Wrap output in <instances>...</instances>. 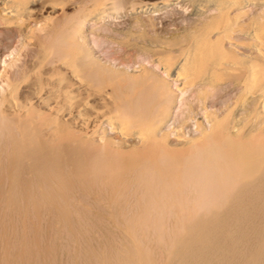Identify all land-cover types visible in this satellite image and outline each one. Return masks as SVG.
<instances>
[{
    "label": "bare ground",
    "instance_id": "obj_1",
    "mask_svg": "<svg viewBox=\"0 0 264 264\" xmlns=\"http://www.w3.org/2000/svg\"><path fill=\"white\" fill-rule=\"evenodd\" d=\"M97 1L99 2V0H96V2ZM166 1L158 2L157 4L153 3V5L151 4L149 6L137 7L135 12L139 14L140 13L157 14L159 12L164 13V11L168 9L173 10L175 6L174 5L175 0L173 2H170L169 0L167 2ZM187 1L188 2L190 1L191 6H193V9L197 10L196 13L199 11V13L197 14H200V12L204 10V7L207 4L208 5L212 4V8L214 7L216 11L215 10L213 11V9L211 8L213 12L208 13L210 15L207 14V16L209 17L206 19L204 17L201 18L199 15L200 17L199 19L200 20L202 19L200 22L203 21L201 24L202 26L197 27L200 25L199 24L200 22H198L199 25L196 24L195 25L196 28L193 27L196 30L199 29L205 30V32L202 30H201L202 32L200 30L199 31L200 33H204L203 35L206 36L208 42L205 40L202 34L196 33V35H194L192 38L193 40L190 41L191 43H188V45L183 48L184 52L181 51L183 55L181 54L180 57L178 55H171L170 57L168 56L162 57L163 55L160 56L159 54L155 58L152 57L153 59L150 57H143V58L141 57L139 61H136V66L134 68H129V66H125V65L122 66V62L115 61L117 62L115 63L113 62V59L109 60L112 57H115L116 54H118L117 52L115 56L113 54L112 55L110 54L112 57L109 58L108 55V59H105V57H103L102 54H100L99 51H97L98 47L95 48L94 46H92L88 34L89 31L88 18L90 17V15L88 18L87 16L81 18L79 17L78 19L75 18V20L71 22H65L67 21L65 20L64 21L65 24H63V22L58 26L54 24L53 27L57 26V29L46 30L47 32L44 35L38 36L36 42H33L39 48L38 49L39 51H41L42 48L46 50L45 56L52 54L53 60H52V66H50L51 68L48 67V69L49 68L50 69L48 71H46L47 69L45 70L38 83H36L35 85L31 84L32 86H30L31 87L30 89L26 88L27 86L25 87L26 91L28 89V93L27 96L24 97L25 99L23 100V102H19L17 100V96L15 97L16 90L11 85L15 81H17V79H19L20 77L18 76L20 75V70H19L20 68H18L20 65L18 66L17 64L18 62L16 63L17 55H15L16 51H18V48L17 50L15 51L13 50V52L7 54L5 59L0 58V64L3 65L2 66L3 70L0 72V78L1 79L3 78V81L7 82V84L9 85V87L6 88L4 87L6 84L4 83L5 84L4 85L3 82L0 81L4 85L3 86L4 89L6 88L4 90L1 87L2 85L0 86L2 88L0 90L1 91L0 178L1 177H3V179L5 178L4 181L6 182L9 181L10 184V187L8 186V184H6V182L4 184L10 188V189L8 188L9 189L8 195L5 193L4 190V188L6 187H4L3 190L1 189L2 187L0 188V190L6 194L5 195L1 193L0 197L5 200L6 198L5 196H7L8 199H10V200L6 199L10 207L13 205V204L11 205L10 202L15 204V206L14 205L12 206L15 207L13 208L14 210L12 209V211L15 212L16 211L15 209H18V211L21 210L20 212H17L19 214L22 212V210H24L23 207L22 209L19 207L20 204H22L21 206L27 204V208L28 205L29 207L30 205H32L33 207L35 206V208L37 207L36 212L39 210L38 208H41L43 205L45 206L47 205L48 207L49 206L52 207L53 205L54 208L56 205L57 207L56 212L58 215L56 214V212L54 213L58 218L54 217L53 220L56 219L57 222L56 224H58V222L60 221H64L65 225L68 224L70 225L71 224L70 219L74 217L73 213L75 211L72 213V217L70 219L67 217L68 213L70 212L71 214L72 210L74 209H78V208L81 209V206L84 208L85 207L84 204L86 205L88 203L87 202L85 203L84 200H82L84 204L81 203V206H78V208L74 206L76 208L72 209L71 207L73 206L70 205H73L72 204L73 202L65 204V202H67L66 201L68 195L67 193H70L71 191H73V188L76 189V187H78L79 185L85 187V188L82 187L83 189L96 190L92 192L94 193V195L95 192H98L99 194L100 190H102L101 193L103 191H106L108 194H106L107 196L104 195L106 196L104 198H107L108 200L107 199L105 200L107 202L108 201L112 202L113 206L117 208L116 210L118 216L117 222L119 224L120 223L123 224V229H121L122 227L120 225L118 224L117 225L120 226V229L122 231L124 230L125 232L124 235L127 236V238L125 237V241L129 239L128 242L126 241L128 243L127 247L125 245V247L123 248L120 247L119 249H115L116 247L114 246L115 250L113 255L115 257L114 258L115 260L114 261L111 260V261L113 262L116 261L115 264H158L154 259V253H153L154 251H152L153 250L152 247L151 250L149 247H146V245L143 242V239L147 238V236L149 235L147 233H149L150 229H153V231H155V233L153 232L154 241L157 244H160L164 251L165 259L164 262L161 264H264V132L261 131L263 128L259 130L261 131V133L258 131V134H254L252 132L247 131L249 132V134L245 133V135L239 136L238 134L240 128L238 127V125L241 124L243 121L240 120L237 126L235 124L234 128L233 129L231 128L232 130H229L230 127L229 129L227 128H225L224 130L220 129V126L224 124L223 122L224 120L222 121V117L225 116L226 118V115H224L223 113L225 111L222 112L223 113L222 116H220L221 115L220 112L218 113L219 110L218 107L216 106L218 105L217 100L219 97L217 96L221 94L223 91H226L227 89L226 86H230L231 88L232 83H233L232 85H234V84H239V82L234 83L235 82L234 81L230 85H228L229 84L228 82L227 85L226 84L225 86L220 85L221 87H218L219 79L218 80L211 79V77L213 78V76H210L211 74L213 75L216 74L214 78L217 77V72L212 73V67H215L213 66V64H216L217 62L215 58V52H217V49L215 51V48L221 47L220 51H222L223 54L224 51L227 50L234 57L231 60L227 61L228 63L221 62L222 64L227 63L226 69L235 68L236 66H241L242 68L244 67L246 69V72L243 75V79L240 78L242 79V90L244 91V92L239 91L242 92V94L240 93V95H243V93L244 95L245 93L247 95L248 92L253 90L258 91V93L256 94H259L261 96L264 95V62L261 63L259 61L261 56L264 57V0H187ZM116 4L118 3L116 2ZM252 4L259 5V7L256 8L257 11L254 12L252 9H249L250 12L253 11L254 13L249 12L251 15L248 13V16L245 17L244 13L248 11L247 7L254 8V5ZM251 5L253 7H250ZM186 6L187 5H185L184 7ZM59 8L60 7L53 0H0V25H1L0 28L3 29L19 28L23 30L30 27V29L23 30L22 33L23 40H21L22 42L21 44H24L26 40L32 41L33 39L32 36L33 29H31L32 24L26 23L25 16L28 14L29 15L28 19H30V17L34 15L36 19V17L42 15L43 12H47L53 15L58 11ZM207 8H209V6ZM211 9L209 10L206 9V10L211 11ZM185 10H188V8H185ZM203 12H204L203 16H206L205 13H207V11L206 12L203 11ZM86 13L85 15L90 14V13L88 14ZM43 15L44 17L47 16L45 14ZM34 16L32 18H34ZM112 16L113 13H111L110 10H107L105 12L100 11L96 15L94 14V17L91 16L90 18H92V21L94 20L95 23H99L102 21H106L107 19H110ZM35 19L34 22L37 21ZM50 19L52 20V18ZM69 19L68 21H70ZM153 21H149L150 24ZM38 23H40L39 20ZM140 23H142L141 25L143 26H145L146 24V22H141V21ZM140 23L138 22V24ZM154 24L155 22H153V25ZM246 24L249 25L250 30L248 29L249 31L247 32L242 31L241 34L247 33V37H249L250 39H254L256 41L253 47L250 46L252 47L251 50L254 49L253 52L251 53L250 51H247L248 49H246V51L245 49L243 50V47L245 46L244 44L245 41L243 38L244 36L242 37V35L239 36L240 34L239 35L237 34V31L241 32L240 30H243V28L240 29L241 26L242 25L245 26ZM34 25L36 26V24ZM41 25L42 24H39L38 26ZM97 27L98 26H96V28ZM170 27L172 26L170 25ZM234 27L235 28L239 27V30L236 31L235 29L236 32H234L238 36L233 37L231 35L233 39L227 38L228 41L229 40L230 41L229 42L227 41L228 44L227 43L224 44L223 43L224 37H229V38L231 37L230 35L225 36V34L228 33L229 31L232 32L234 29L231 28ZM214 29H216V31L214 32L215 34L213 35L212 30ZM226 29L228 30L227 32L225 31ZM206 30H208L207 32L209 33L208 37ZM92 32L94 33V35L101 36V33H99L97 29L96 30L93 29ZM231 32H229V34ZM5 35L7 36V37L5 36L6 37L5 39L7 38L9 39L10 35L12 36L11 33ZM201 36L202 38H204L205 41L202 40ZM177 37H179V35ZM108 39L114 40L111 36L108 37ZM201 40L204 42V43L202 42L203 43L202 46H204L206 43V47H204L203 49L198 47L201 46V44L199 45ZM249 44L250 43H248V46ZM248 46L246 47L248 48ZM99 47H101V45ZM172 52L175 53L174 50ZM40 54H42V51ZM219 55L220 57H222L221 52L219 53ZM224 55L223 57H225ZM41 56L42 55H40V59ZM134 56L132 57V59L134 58ZM220 57H217V59H221ZM262 57H261V61L263 59ZM118 59L121 58H117L116 60ZM133 60L136 59L134 58ZM45 62L43 61V63ZM133 62L135 63V61ZM15 64L17 65L16 67H14ZM202 64H204L203 67L209 64V67L206 66V68H204L206 69L205 73L210 77L208 78L207 76L206 79L208 78L207 80L209 79L214 81L216 80L217 83L215 81L214 85L216 83L218 84L217 86H213V85L211 86L210 85L211 81L209 82L207 80L205 84H203L204 82H201L202 83L201 85V83H199L200 79H198L197 81L200 85L196 84L199 86L194 85V87H191L193 85L191 83V80L188 83L187 80L189 78L196 80L197 77L196 75L197 74L200 75V73H196V72L198 70L201 71L203 69L201 68ZM45 65H47V62ZM185 65L186 67L189 65V68L188 67L185 68ZM153 66L154 67L161 66V71L157 70L158 67L154 68ZM31 67H33V65ZM216 67H218L217 64ZM35 68L36 67H34L33 69ZM222 68L220 69L222 70ZM215 70H217V68ZM221 70L219 72H223ZM229 70L231 72L233 69H229ZM234 71L236 70L234 69ZM138 75H141L143 79L149 82L152 85V89L154 90V92L158 93L161 97V99L155 105V108H157V110L159 109V113H157V117L151 122V132L150 131L149 132L152 133V138L148 136L151 139L150 143H148L149 141H147L146 138L143 139L144 138L143 134H142L143 137L140 136V134H137L140 136L139 138L142 137L141 139H139V141L142 140L143 142L142 147H140L141 145L137 146L139 145V142L136 145V141L135 143L130 142L131 144L129 143V145L125 144L124 140H127L126 138L128 134H131L130 130H127L126 128L129 126L131 128L132 126L130 124L136 123V119H137L136 112L142 111V115L140 116L141 119L142 116L144 117L148 113L147 112L148 108L146 107L151 105L149 103L151 101L149 100L150 99L153 100L154 95L153 97L150 98L149 97L144 98L143 96V98H141V101L137 103H136V99H137L136 96L133 97L132 99H129L127 97L126 100H121L119 104L117 103V105H115L114 111H110L108 109L109 107H108L107 99L110 98L109 96L111 93L107 92V90L104 89L106 87L104 85H103L104 87L103 89L95 88L96 86L95 83L99 82L100 80H103L104 78L107 79L110 78L111 80L116 81L121 86H126L128 90L133 91L134 89H136V78L138 77ZM21 77L23 76L21 75ZM220 79H222V77H220ZM22 80L23 79H21V81ZM35 80L37 82V77ZM201 80L204 81V79L202 78ZM122 82H125V84L123 85ZM208 82L209 85L207 84ZM27 83L29 82L27 81ZM187 83L189 84V86ZM237 87H241V86H237ZM234 88L235 87H233V89ZM201 92H203V94L208 93L209 97H211V99L207 97L210 99V102L211 101L212 102L211 105H208L210 104L209 102L208 104H206V107L208 105V108L205 107L206 111L207 110L211 111L208 113H212L216 115V117L214 115L213 117L208 116L210 118L209 121L206 120L208 119L206 117L207 115L204 116L206 117L205 121L210 122L209 123L211 124L210 128L204 127L203 129V126H200L201 128H198L199 126L198 125L197 126L198 130L196 131L198 133L200 129V133H198V135H188L187 131H185L184 134H187L188 136L187 135L182 136L183 134L182 133L181 134L182 138L181 139L179 138L180 141H182L181 143L185 146V148L182 150H177L174 148L169 149L166 146L164 147L165 145L164 143H167L168 137L170 138V136H172L173 133L175 134L178 131H180V129H182L179 127L177 128V126L182 125L184 121V117L188 118L187 110L189 107H191V104L194 102L192 100L195 99L197 100L199 96L200 97L202 96V94H200ZM196 93H199L200 95ZM193 94H196L197 98L194 97ZM251 94L253 93L251 92ZM251 94L249 93V95ZM206 95L204 96L206 97ZM92 96L96 98L94 100L96 104L91 102L90 97ZM192 97H194V99H191ZM142 99L144 100V102H142ZM257 99L258 98H255V101ZM148 103L150 105H146ZM254 103L257 105L256 102ZM260 106L261 105H259V107ZM230 110L231 112H233L232 109L227 108L226 111L228 112L226 114L228 113L230 114ZM254 111H257L259 113L261 109L259 111L255 108ZM263 111H264V107H263ZM235 119L232 120L235 121ZM253 119H255V116ZM253 119L250 121H254ZM263 119H261L262 122L264 121ZM255 121L253 122V124L255 123ZM263 123L261 124L260 122L259 128H261V125L263 126ZM105 124H109L110 125L109 130H113L117 134L115 138L118 137L120 138L115 139L113 137H110L112 135L108 136V133L107 134L100 133V131L103 132V130L101 129H103V127L106 126ZM137 124L139 123L137 122ZM148 124L150 125V123ZM203 125H205L204 120H203ZM249 125L252 124L249 123ZM255 125L256 123L253 125V128L255 127ZM256 127H258V125ZM140 128H138L137 132L140 131L139 130ZM133 129L134 127L132 128V130ZM255 130H258V128H255ZM105 132H107V130ZM142 132L147 133L145 131ZM133 135L137 136L136 131H133ZM177 135L179 134L177 133ZM177 141L180 142L179 140ZM170 143H168V145ZM177 145L179 146L180 143ZM3 173L5 175H2ZM26 175L27 177L28 175L29 177L32 176L30 177L31 179L30 178L24 179L23 177ZM4 176H6L8 180ZM3 179L2 180L0 179L1 180L0 182H2ZM4 181L2 183H4ZM2 183H0V185H2ZM211 185L214 187L216 186L217 188L218 186H220L221 188L224 187V191L222 189L223 191L222 197L216 196L217 194L212 195L213 194L212 193L211 195L213 197H210V200L208 198L209 202H206L202 200V197L206 188H208ZM81 190L82 189L80 188V191ZM131 191H134L133 198H135L134 201L131 200L133 203L132 206L134 207V202H136L135 205H137V208L136 210L135 208H133L135 212L130 217L126 214L127 212L126 213L124 212L123 206L125 207L124 204H126V202L129 203V201H127L128 200L127 197H129L130 194L127 196L128 194L127 192H131ZM89 192L88 193L86 192V194H89ZM216 192L218 191L216 190ZM75 193L72 195H75ZM103 194H105V192ZM96 196L98 197L99 195ZM1 198L0 201L2 200L3 202L4 200ZM99 198L100 197H98V200H100ZM104 198H102L103 201H105ZM73 199L74 198H72V201ZM85 201L87 200L85 199ZM95 202L94 201L89 202V205L91 206V203L94 204ZM3 203H6V201ZM68 204H70L69 206L72 210H69V208L67 207ZM107 205H105V207ZM4 206H6V210L7 209L9 210L5 211L6 213L1 211L2 214L4 213L7 215V212H9V216H10L12 213L10 212V207L8 206V204L7 205L4 204ZM90 206L88 207L86 205L87 208H90ZM96 206H97L96 204L95 206L92 205V207L90 208L91 209L90 212L92 211V208ZM51 207H49L48 209L51 210L52 209ZM101 207L102 205H100V208ZM105 207L103 206L102 209L104 210ZM163 208H170L174 210V216L176 218V221L175 219H174L175 222L173 221L174 223H176V225L174 224L175 227L173 228L171 225L170 226L172 228L171 232L169 231L170 228H168L167 230L169 233H172L167 241L164 240L165 239L164 237H166L164 235H166L167 233L165 230L167 228L164 229L163 222H161L162 220L160 218L161 217L160 215H162L161 212ZM108 209L110 208H107L106 210ZM0 210H4V209L1 208ZM87 210H88L87 213L89 214L90 213L89 209ZM28 211L30 212V209H28ZM80 211L82 212V210ZM83 211L86 212L85 210ZM50 212L51 213L49 212L48 213L52 215L53 212L52 211ZM79 212H77V214H79L78 216H81V214L84 213V212L82 213ZM100 212L101 210H99V213ZM110 212L108 213L111 216L110 219H112L114 213L111 214ZM17 213H13V214L18 215ZM32 213L29 214L32 215ZM171 213L172 212H170V214ZM21 214L24 213L22 212ZM21 214L18 216H21ZM25 215L28 214H26L25 212ZM36 215L38 216L39 221H41L39 214ZM93 215L94 214H92V216ZM12 216H10L9 218H11ZM107 217L109 216L107 215ZM12 218L16 219V216ZM84 218L86 219V216ZM101 218H103L104 221H108L104 216ZM119 218H123V222L119 220ZM20 219L21 217L19 218V220ZM57 219L60 221H58ZM97 219L99 220L98 217ZM5 220H3L1 223L4 226L6 224ZM35 220L37 221V219ZM82 220L84 222V219ZM4 221L5 224H3ZM36 221L33 224H36ZM46 221H43V223L45 224ZM10 222H9V227H7V229L8 228L10 229V227L14 224L15 221L12 222L11 225ZM18 222L19 221L17 220V223ZM79 222H81V220ZM111 222H113V220H111ZM169 222H171V219ZM169 222H167L166 220L167 227H169L168 224ZM52 223L54 222L52 221ZM27 224L25 223V226L26 227L28 226L29 228V225ZM56 224L54 226H56ZM113 224L114 223H112V225ZM79 225H77V227H79ZM21 226H23V223L21 224ZM93 226L95 225L93 224ZM14 227L16 228L14 229ZM31 227L32 226L30 225V229L28 230H32ZM83 227L81 229H84ZM35 228L33 227L34 230H36ZM38 228L39 226L37 227V229ZM12 229L16 230L18 229V226L13 225ZM60 229L63 230V227ZM66 229H68V227ZM117 229L119 230V227H117ZM0 230H3V228L1 229V226H0ZM4 230L3 232L1 231V235L6 232V231L4 232ZM24 230L26 231V228ZM62 230H58L59 231L58 233L62 234L63 233ZM70 230L74 231L75 227L74 230L73 229ZM111 230L113 231V229ZM111 230H109L108 232L110 233ZM9 231L11 232L12 230ZM56 231L54 232L56 233ZM54 232L52 233L53 236L56 235ZM68 232L66 231L65 233L68 234ZM86 232H88V229L86 230ZM13 233L15 232L13 231ZM74 233L76 234V231H74ZM89 233L91 232L89 231ZM22 234H24V231H22ZM25 234L23 236L19 235L20 238L22 237L23 239V240L21 239L23 241V243H21L22 246L18 245V243L16 242L19 241L18 240L19 237L16 238L17 240L14 242L10 240L11 236L9 237L10 239L9 238L6 239V240L9 239L8 242L10 241L9 243L11 242L12 243L11 244L8 243V245H6V241H5L4 247L6 245L7 248L5 247L4 250L2 248L3 253L2 256H0V264H8V261L10 262V258H13L14 256L18 255L16 251H21L18 250L19 246H21L20 248L24 247L22 249L25 250V253H23L22 255L21 252L20 253L21 256L12 259L14 260L13 264H32L33 259H34L33 263H35L36 259L37 258L40 259L41 257L42 260L46 261V263L43 261V264H52L53 261L56 260L53 257L54 254L53 252L55 249L53 246V243L55 242L53 238L55 236L50 237L51 238L50 240L52 242L50 246H47V248L45 249L41 247L42 248L41 249L38 248L40 242L38 245L34 244L36 243L34 240H37L38 238L33 237L34 240L33 239L32 240L34 242H32L31 240L32 236L30 235L31 236L30 238L28 236L29 234L27 235ZM115 234L117 233L114 230V235ZM69 235L72 236L71 233L65 236L69 237ZM112 235L113 234H111V236L109 235L110 239H112L110 241L114 243L113 240H116L117 238L115 239V237H113ZM57 236L58 234L56 235V237ZM15 237H16V233H15ZM90 237L89 239H91ZM149 237L150 236H148L147 240L149 241V245H150L151 244L150 241L152 239L149 240L150 239ZM40 239L37 241H42ZM73 240L72 243L76 241ZM83 240L85 241V239ZM83 240H81L82 242L80 241L81 244L84 242ZM92 240H91V244H92ZM110 241H108V243ZM2 242H4V240H2L1 243ZM95 242H97L96 244L97 246H99L98 243L100 241L99 242L95 241ZM116 242H118V240ZM129 242L131 243L130 246H129ZM60 243L61 242H58L59 247H60ZM120 243L123 244L122 242ZM120 243L118 245H120ZM88 244L87 246L90 245ZM146 244H148L147 241ZM16 246L18 247V249L14 251ZM36 246H38L37 249L35 248ZM62 246L63 244L61 245V248ZM100 246L102 245L100 244ZM66 247H68V245ZM93 247L95 249L96 246ZM68 249L70 250V247L66 248V250ZM103 249L104 248L100 250L103 251L105 254L106 247L104 250ZM158 249L160 250V247ZM55 251L57 252V250ZM163 251L160 250L159 258L163 255V254L161 255ZM12 252H15L16 254L13 255ZM88 252L91 251L88 250ZM59 253L57 254L59 255ZM97 253H99V251ZM57 254L55 253V255ZM82 254L85 253L82 251ZM10 255H13V257L12 256L10 257ZM36 255H38L39 257L35 259L34 257H36ZM98 255H100V257L97 259L98 264H108L107 263L108 257L103 256V254L101 255L100 253ZM61 257L62 256H60V258ZM96 257L98 256H95V258ZM162 257L160 259H162ZM69 258H72V254L71 255L69 254ZM77 258H79V256ZM111 258L113 259L112 256ZM108 259H110V257ZM70 260L72 259H69V261ZM73 261L70 263L71 264L74 263ZM56 262L54 264H56ZM60 262L62 263L63 261L60 260ZM84 262L85 261L80 263H84ZM10 263L12 264V262ZM63 263H65V259ZM95 264H97L96 260H95Z\"/></svg>",
    "mask_w": 264,
    "mask_h": 264
},
{
    "label": "rangeland",
    "instance_id": "obj_2",
    "mask_svg": "<svg viewBox=\"0 0 264 264\" xmlns=\"http://www.w3.org/2000/svg\"><path fill=\"white\" fill-rule=\"evenodd\" d=\"M60 8L58 9V11L55 13V14H49V13H47V12H43V14H45V15H47L46 17H48V18H46V17H44V15L42 14V15H40V16H42V17H40V16H37L36 17V19H35V16H34V18H32V17H30V19H28V14L25 16V19H26V23H30V24H32L31 26H32V28L31 29H33V31H32V36H33V39H32V41L31 40H24L25 41V43L24 44H21L22 42H21V40H23V36H22V33H23V30H27V29H30V27H28L27 29H19V28H14V29H3V28H0V58H2V59H5V57H6V55L7 54H9V53H11V52H13V50L15 51V50H17V48H18V51H16V53H15V55H17L16 56V59H17V61H16V63L18 64V68H20L19 70H20V75H18V76H20L21 77V75L23 76V77H19V79H17V81H15L13 84H11L12 85V87L16 90L15 91V97L17 96V100L19 101V102H23V100L25 99L24 97H26L27 96V93H28V89H30L31 87L30 86H32V85H35L36 83H38V81L41 79V77H42V75H43V73L45 72V70L46 71H48L51 67L50 66H52V60H53V58H52V54L51 55H48V56H45V54H46V50L44 49V48H40L41 49V51H42V54H40L41 53V51H39L38 49V47L33 43V42H36V40H37V37L38 36H42V35H44L47 31L46 30H49V29H57V26L58 25H60L62 22H63V24H65V22H71V21H74L75 20V18H81V17H86L87 16V18L89 17V15H90V17L91 16H93L94 17V14L96 15L98 12H100V11H102V12H105V11H107V10H110V12L111 13H113V16L110 18V19H107L106 21H102V22H99V23H95V21L93 20L92 21V18H88V20H89V23H88V26H89V31H88V34H89V40H91V43H92V46H94L95 48H97V51H99V53L100 54H102V56L103 57H105V59H108V55H109V58L110 57H112L111 55L113 54L114 56H115V54H116V52L118 53V54H116V56L115 57H112L111 59H109V60H112L113 59V62H115V61H118V62H122V66L123 65H125V66H129V68H134L135 66H136V61H139L140 59H141V57L143 58V57H150V58H152V57H157V55H159L160 54V56H162V57H165V56H168V57H170L171 55H178L179 57L181 56V54H182V52H184L183 51V48L184 47H186L187 45H188V43H191L190 41H192L193 39V36L194 35H196V33H200V31L202 30V29H199V30H196V29H194L193 27H195V25L196 24H198V22H200L201 20L199 19L200 17L201 18H208L209 16H207V14L208 13H211V12H213L214 10H215V8L213 7L212 8V4H207L205 7H204V10L203 11H207V13H205V15L206 16H203V11L202 12H200V14H197V13H199V11L196 13V11L197 10H195V9H193V6H191V3H190V1L188 2L187 0H169L170 2H173L174 1V9L172 10V9H168V10H165L164 11V13H161V12H159V13H157V14H155V13H151V14H145V13H137V12H135V10H136V8L137 7H143V6H149V5H153V3L154 4H157L158 2H163V1H166V0H103V1H100L99 0V2L97 1L96 2V0H53ZM168 1V0H167ZM166 1V2H167ZM183 1H184V3H183ZM102 2V3H101ZM116 2L118 3V4H116ZM130 2V3H129ZM79 3H81V4H79ZM100 3H101V5H100ZM115 3V4H114ZM97 4V5H96ZM177 4H178V6H177ZM113 5V6H112ZM118 6V8H117V6ZM183 6V8H182V6ZM185 5H187L186 7H184ZM252 5H254V8H249V7H247V12H245L244 14H245V17L246 16H248V13L250 12V10L249 9H252L254 12H256L257 11V9L256 8H258L259 7V5H255V4H252ZM250 6V7H253V6ZM93 6V7H92ZM95 6V7H94ZM116 6V7H115ZM177 6V7H176ZM209 6V8H207ZM211 6V7H210ZM257 6V7H256ZM62 7V8H61ZM77 7V8H76ZM79 7V8H78ZM114 7H115V9H114ZM91 9V11H90V9ZM185 8H188V10H185ZM213 9V11H212V9ZM77 9V10H76ZM206 9H211V11H208V10H206ZM255 9V10H254ZM76 10V11H75ZM87 10V11H86ZM89 10V11H88ZM94 10V11H93ZM96 10H98V11H96ZM113 10V11H112ZM172 11V12H171ZM216 11V10H215ZM253 11H251L252 13H254ZM84 14H83V13ZM87 12V13H86ZM136 14H135V13ZM163 12V11H162ZM250 12V13H251ZM85 13L86 14H88V13H90V14H88V15H85ZM94 13V14H93ZM122 13V14H121ZM202 13V14H201ZM246 13H247V15H246ZM249 13V14H250ZM83 15V16H81V15ZM77 15V16H76ZM78 15H80V16H78ZM149 15V16H148ZM187 15V16H186ZM199 15H200V17H199ZM208 15H210V14H208ZM251 15V14H250ZM124 16V17H123ZM197 16V17H196ZM73 17V18H72ZM151 17V18H150ZM37 18H39V19H37ZM50 18H52V20L50 19ZM70 18V19H69ZM189 18V19H188ZM31 19H32V21H31ZM34 19L35 20H37V21H35V22H37V23H35L34 22ZM48 19V20H47ZM68 19L70 20V21H68ZM71 19H73V20H71ZM76 19V20H77ZM38 20H39V22L40 23H38ZM57 20V21H56ZM65 20H67V21H65ZM91 20V21H90ZM139 20V21H138ZM154 20V21H153ZM164 20V21H163ZM204 20V19H203ZM29 21V22H28ZM65 21V22H64ZM140 21L141 22H146V24H145V26H143V25H141L142 23H140ZM149 21H153V22H155V24L153 25V22H151V24H150V22ZM33 22H34V24H36V26L33 24ZM43 22V23H42ZM130 22V23H129ZM138 22L140 23V24H138ZM149 22V23H148ZM181 22V23H180ZM203 22V21H202ZM202 22H200L198 25L199 26H197V27H201L202 25ZM93 23V24H92ZM94 23H95V25H94ZM133 23V24H132ZM39 24H42L41 26H38ZM57 25V26H55V27H53V25ZM135 24V25H134ZM160 24V25H159ZM34 25V26H33ZM166 25V26H165ZM170 25L172 26V27H170ZM1 26V25H0ZM26 26V25H25ZM96 26H98L97 28H96ZM41 27V28H40ZM174 27V28H173ZM196 28V27H195ZM238 28V29H237ZM243 28V30H240L241 32H239V31H237V30H239V27H234V28H231V29H234L232 32L231 31H229V32H231L230 34H229V32L228 33H226L225 34V36H238L239 34V36H241L242 35V37L244 38V41H245V48L243 47V50L245 49V51H246V49H248L247 51H250V53L251 52H253V50H251L252 49V47H253V45H254V43H256V41L254 40V39H250L249 37H247V33L245 34V33H243V34H241L242 33V31H244V32H247V31H249L250 29H249V25L248 24H246L245 26L244 25H242L241 26V28L240 29H242ZM41 29V30H40ZM42 29H44V30H42ZM98 30L99 31V33H101V36H98V35H94V33L92 32V30ZM159 29V30H158ZM235 29H236V31H237V34L236 33H234V32H236L235 31ZM249 29V30H248ZM209 30V29H208ZM208 30H206V32L208 31ZM211 30V29H210ZM126 31V32H125ZM190 31H191V33H190ZM194 31V32H193ZM202 31H204L205 32V30H202ZM201 31V32H202ZM213 31V35L215 34L214 32L216 31V29H214V30H212ZM211 31V32H212ZM226 32L228 31L227 29L225 30ZM16 32V33H15ZM91 32V33H90ZM9 33H11L12 34V36L10 37L9 36V39L7 38V39H5L7 36L5 35V34H9ZM20 33V34H19ZM137 33V34H136ZM157 33H158V35H157ZM105 34V35H104ZM135 34V35H134ZM189 34V35H188ZM191 34V35H190ZM200 34H202V36L205 38V40L208 42V40H207V38H206V36H204L203 34L204 33H200ZM208 32H207V37H208ZM211 34V35H212ZM228 34V35H227ZM179 35V37H177ZM205 35H206V33H205ZM246 35V36H245ZM6 36V37H5ZM14 36V37H13ZM112 37L114 40H112V39H108V37ZM192 36V37H191ZM202 36H201V38H202ZM232 36L229 38V37H224V40H223V43L225 44V43H227L228 44V42L230 41H228V39H233L232 38ZM139 37V38H138ZM189 37V38H188ZM248 38V40H247V38ZM17 38V39H16ZM204 38H202V40L203 41H205L204 40ZM228 38V39H227ZM119 39V40H118ZM131 39V40H130ZM134 39V40H133ZM250 39V40H249ZM10 40V41H9ZM200 41V43H199V45L201 44V46L203 45V41ZM253 40H254V42H253ZM4 41V42H3ZM12 41V42H11ZM97 41V42H96ZM117 41H118V43H117ZM121 42V44H120V42ZM228 41V42H227ZM232 41V40H231ZM14 42V43H13ZM95 42V43H94ZM164 42V43H163ZM203 42V43H202ZM247 42V43H246ZM13 43V44H12ZM116 43V44H115ZM248 43H250L249 44V46H248ZM12 44V45H11ZM168 44V45H167ZM10 45V46H9ZM14 45V46H13ZM101 45V47H99ZM198 46V47H200V48H204V47H206V43H205V45L204 46ZM246 46H248V48L246 47ZM250 46H252V47H250ZM3 47V48H2ZM20 47V48H19ZM120 47V48H119ZM216 47V46H215ZM250 47V48H249ZM13 48V49H12ZM28 48V49H27ZM101 48V49H100ZM171 49V50H170ZM178 49V50H177ZM216 49H217V52H215V58H216V64H217V66L218 67H216V64H213V66H215V67H212V73L213 72H217V77H215L214 78V76H216V74H211L210 76H213V78L211 77V79H216V80H222V81H219L218 80V83H219V86L218 87H221V86H225V84L227 85V83L229 82V84L228 85H230L232 82H234V83H238L239 82V84H234V85H232L231 84V88H230V86H226V91H223L221 94H217L218 96L217 97H219L218 98V100H217V103H218V105L216 106V107H218V113L220 112V116H222L223 115V113H224V115H226V118H225V116H223L224 117V119H223V117H222V121L224 122V124H223V122H222V126H220V129H222V130H224L225 128H227V129H229V127H230V129L229 130H232L233 128H234V125L236 124V126H237V124H239L238 122H240V120L242 121V123L241 124H239L238 125V127L240 128V131H239V136H243V135H245V133L246 134H249V132H252V133H254V134H258V131L259 130H261L262 128V132H264V121L262 122V120L261 119H263L264 118V115H262V114H264V111H263V107L264 106H262V105H264V95L263 96H261V95H259V94H256V93H258V91L257 90H253V91H250V92H248L247 93V95H246V93H245V95H244V93H243V95H240V93L242 94V92H239V91H243L242 90V79H243V75H244V73L246 72V69L243 67H241V66H236L235 68H227L226 69V65H227V61H229V60H231L232 58H234L233 57V55H231L227 50H225L224 51V54H226V55H224L223 53H222V51H220V49H221V47H216L215 48V51H216ZM2 50V51H1ZM12 50V51H11ZM103 50H105V51H103ZM116 50V51H115ZM171 52H170V51ZM175 51V53L174 52H172V51ZM176 50H177V52H176ZM4 51V52H3ZM20 51V52H19ZM182 51V52H181ZM2 52V53H1ZM8 52V53H7ZM179 52V53H178ZM221 52V56L223 57V55L225 56V57H220V55H219V53ZM227 52V53H226ZM109 53V54H108ZM165 53V54H164ZM249 53V52H248ZM111 54V55H110ZM40 55H42L41 56V59L45 62L46 60H49V61H46L47 62V65H45L46 64V62L45 63H43V61L40 59ZM135 55V56H134ZM183 55V54H182ZM134 56V58L136 59V60H133L132 59V57ZM50 57V58H49ZM217 57H220L221 59H217ZM262 57V56H261ZM261 57H260V59H259V61L262 63V62H264V57H262L263 59H262V61H261ZM48 58V59H47ZM117 58H121V59H118V60H116ZM123 58V59H122ZM34 59V60H33ZM115 59V60H114ZM127 59V60H126ZM132 59V60H131ZM153 59V58H152ZM225 59V60H224ZM30 60V61H29ZM33 60V61H32ZM41 62H40V61ZM218 60H219V62H218ZM222 60H224V61H222ZM37 61H39V62H37ZM133 61H135V63L133 62ZM221 62H227L226 64H222ZM35 63V64H34ZM115 63H117V62H115ZM133 63V64H132ZM33 65V67H31L32 65ZM39 64V65H38ZM118 64H121V63H118ZM35 65V66H34ZM41 65V66H40ZM44 66V68H43V66ZM187 65V64H186ZM186 65H185V68H189V65L186 67ZM203 65L204 64H202V67L201 68H203L201 71L200 70H198L196 73H200V75H196L197 77H196V80H194V79H188L187 81H188V83L190 82V80H191V83L193 84H191L192 86L191 87H194V85H196V84H199V83H201V82H204L203 84H205L207 81H211L212 82V84H211V82H210V85L212 86H217L218 84H216L217 83V81H216V83H215V85H214V80H211V79H209V80H207L208 78H210L206 73H205V70L206 69H204V68H206V66H208L209 67V64L208 65H206V66H204L203 67ZM221 65V66H220ZM238 65V64H237ZM3 65L2 64H0V72L3 70V67H2ZM17 65L15 64L14 65V67H16ZM220 66V67H219ZM31 67V68H30ZM34 67H36L35 69H33ZM48 67H50L49 69H48ZM154 67V66H153ZM156 67H158V69L157 70H159V71H161V66L159 67V66H156ZM156 67H154V68H156ZM207 67V68H208ZM222 67H225V68H222ZM30 68V69H29ZM217 68V70H215V69ZM220 68H222V70L220 69ZM9 69H10V67H9ZM33 69V70H32ZM41 69V70H40ZM229 69H233L231 72H230V70ZM234 69L236 70V71H234ZM31 70V71H30ZM44 70V71H43ZM223 71V72H219V71ZM226 70V71H225ZM229 70V71H228ZM40 71V72H39ZM37 72V73H36ZM220 73H222V74H220ZM27 74H28V76H27ZM30 74V75H29ZM26 75V76H25ZM31 75H32V77H31ZM204 75H206V76H204ZM17 76V77H18ZM33 76H35V77H33ZM200 76V77H199ZM202 76H204V77H202ZM208 76V78L206 79V77ZM28 77V78H27ZM36 77H37V82H36ZM220 77H222V79H220ZM27 78V79H26ZM32 78H34V79H32ZM195 78V77H194ZM201 78L202 79H204V81H202L201 80ZM240 78H242V79H240ZM21 79H23L22 81H21ZM33 81H32V80ZM198 79H200L199 80V83L197 82L198 81ZM237 79V80H236ZM238 79H240V80H238ZM15 80H16V78H15ZM108 82H107V81ZM207 80V81H206ZM228 80V81H227ZM0 81H2L3 82V84L5 85H3L2 84V82H0V86L4 89V87H6V88H8L9 87V85L7 84V82H5V81H3V78L1 79L0 78ZM20 81V82H19ZM27 81L29 82V83H27ZM113 81V80H111L110 78L109 79H107V78H104L103 80H100L99 82H97V83H95V88L96 89H98V88H100V89H103L104 87H103V85L104 86H106L104 89L105 90H107V92H109V93H111L110 94V98H108L107 99V103H108V109L110 110V111H114L115 109V105H117V103L119 104L120 102H121V100H126V98L128 97L129 99H132L133 97H135L136 96V103L137 102H139V101H141V98H143V96H144V98H147V97H153V95H154V99L153 100H149V101H151V102H149L148 104H146V105H150V106H145L146 108H148V113L143 117L142 116V119H141V115H142V111H139V112H136V123L135 124H130L132 127L130 128V126L129 127H127L126 129L127 130H130V132H131V134H128V136H127V140H124L125 141V144L126 145H129V143L131 142V143H135V141H136V145H137V143L139 142V145H137V146H140V147H142L143 145V142H142V140H140L139 141V139H141L143 136H142V134L144 135V138L143 139H145L146 138V140L147 141H149L148 143H150V138H152V133H150L151 132V122L157 117V113H159V109L157 110V108H155V105L157 104V102L161 99V97H160V95L158 94V93H155L154 92V90L152 89V85L149 83V82H147L145 79H143L142 77H141V75H138V77L136 78V89H134L133 91H131V90H128L127 89V87L126 86H121L120 84H118L116 81H113L112 83L111 82ZM194 81V82H193ZM21 82H23V83H21ZM197 82V83H196ZM209 82L207 83L208 85H209ZM221 82V83H220ZM223 82V83H222ZM18 83H20V84H18ZM111 83V84H110ZM123 83V85L125 84V82H122ZM187 83V84H188ZM18 84V85H17ZM27 84V85H26ZM32 84V85H31ZM149 84V85H148ZM224 84V85H223ZM200 85V84H199ZM199 85H196V86H199ZM201 85H202V83H201ZM221 85V86H220ZM4 86V87H3ZM27 86V87H26ZM188 86H189V84H188ZM237 86H241V87H237ZM0 87V90L2 89ZM18 87V88H17ZM28 88L27 89V91H26V88ZM233 87H235L234 89H233ZM237 87V88H236ZM5 88V89H6ZM241 88V89H240ZM4 89V90H5ZM193 90V89H192ZM3 91V90H2ZM257 91V92H256ZM237 92H238V94H237ZM244 92V91H243ZM251 92L253 93V94H251ZM144 93H145V95H144ZM249 93L251 94V95H249ZM0 94H1V91H0ZM192 94V93H191ZM196 94H198V95H200V94H202V98L200 97H198V101L195 99V100H192V101H194L192 104H191V107H189L188 108V118H186V117H184V121H183V123H182V125H180L181 124V122H180V126H177V128L179 127V128H182V129H180V131H178L177 133L179 134V135H177V133H173L172 134V136H170V138L168 137V139H167V143H164L165 145H164V147L166 146L167 148H169V149H172V148H174V149H177V150H182V149H184L185 148V146L181 143L182 141H180V139L182 138V136L183 135H187V134H184L185 133V131H187V133H188V135H198V133H200V129H199V131H198V133L196 132L197 130H198V128H201L200 126H203V129H204V127H209L210 128V126H211V124H209L210 122H207V121H209L210 120V118L209 117H213V115L214 114H212V113H208V112H211V111H206V108H208V105H211V102H210V99H211V97H209V95H208V93H204L203 94V92H201L200 94L199 93H196ZM196 94H193V96L194 97H196ZM25 95V96H24ZM146 95H148V96H146ZM204 95H206V97L204 96ZM257 95H259V96H261V97H259V96H257ZM156 96V97H155ZM194 97H192L191 99H194ZM204 97H205V99H204ZM207 97H209V98H207ZM242 97H243V100H242ZM19 98V99H18ZM197 98V97H196ZM255 98H258L256 101H255ZM261 98V99H260ZM96 98L95 97H90V100H91V102L92 103H94V104H96L95 102H94V100H95ZM113 99V100H112ZM140 99V100H139ZM204 99V100H203ZM209 99V100H208ZM260 99V100H259ZM208 100V101H207ZM259 101V102H258ZM142 102H144V100L142 99ZM208 102L210 103V104H208ZM221 102V103H220ZM254 102H256L257 103V105L254 103ZM258 103H260V104H258ZM263 103V104H262ZM98 104V103H97ZM206 104H208L207 105V107H206ZM224 104H226V105H223ZM222 105V106H221ZM259 105H261L260 107H262V108H260L259 107ZM206 107V108H205ZM258 107H259V109H258ZM146 108H145V110H146ZM227 108L228 109H232V111L233 112H231V110H230V114L228 113V114H226L228 111H226L227 110ZM255 108L257 109V110H259L260 111V109H261V111L258 113L257 111H254L255 110ZM240 109V110H239ZM204 110V111H203ZM206 111V112H205ZM223 111H225V112H223ZM263 111V112H262ZM223 112V113H222ZM207 113V114H206ZM218 113H216V114H218ZM234 113V114H233ZM257 113V114H256ZM138 114H140V115H138ZM260 114H261V116H260ZM154 115H156V116H154ZM207 115V116H206ZM211 115V116H210ZM149 116V117H148ZM204 116H206L208 119H206V117H204ZM209 116V117H208ZM215 117H216V115H214ZM231 116V117H230ZM237 116V117H236ZM254 116H255V119H253L254 118ZM257 116V117H256ZM145 117H147V118H145ZM218 117V116H217ZM229 117H230V119H229ZM238 120H236L235 118ZM239 117V118H238ZM253 117V118H252ZM261 119H260V118ZM263 117V118H262ZM140 119V120H139ZM205 119L207 120V121H205ZM229 119V120H228ZM232 119H235V121H233ZM258 120V121H255V123H256V125H255V127L253 128V125L255 124H253V122L254 121H250V120ZM147 120H149V121H147ZM203 120H204V124L205 125H203ZM230 120H231V122H230ZM261 120V121H260ZM264 120V119H263ZM137 122L140 124V122H141V124L140 125H142V126H140L139 124H137ZM143 122H145L147 125H149L148 123H150V127L149 126H147L145 123H143ZM228 122V123H227ZM259 122V123H258ZM260 122H261V124L263 123V126L261 125V128H259V126H260ZM230 123V124H229ZM232 123V124H231ZM234 123V124H233ZM249 123H251L252 125H249ZM136 124H137V126H136ZM143 124H144V126H143ZM207 124H209V125H207ZM106 126H104L103 127V129H101V130H103V132H101L100 131V133H103V134H107L108 133V136H110V135H112V136H110V137H113V138H115L116 136H117V134L113 131V130H109V128H110V125L109 124H105ZM199 125V126H198ZM232 125V126H231ZM258 125V127H256ZM108 126V127H107ZM147 126V127H146ZM193 126V127H192ZM197 126H198V128H197ZM225 126V127H224ZM134 127V129L132 130V128ZM135 127H136V129H135ZM141 127V128H140ZM252 127V128H251ZM105 128V129H104ZM130 128V129H129ZM138 128H140L139 130L141 131H145V132H147V133H143L142 131H141V133H140V131H138L137 132V130H138ZM147 128V129H146ZM191 128H192V130H191ZM232 128V129H231ZM243 128V129H242ZM251 128V129H250ZM255 128H258V130H255ZM112 129V128H111ZM146 129V130H145ZM186 129V130H185ZM219 129V130H220ZM252 130V129H254V130H252V131H250V130ZM107 130V132H105ZM202 130V129H201ZM111 131V132H110ZM133 131H136V135L137 134H140V136H142L141 138H139L140 136L139 135H137V136H134L133 135ZM150 131V132H149ZM181 131H183V132H181ZM192 131H194V132H192ZM244 131V132H243ZM247 131H249V132H247ZM261 131H259L260 133H261ZM149 132V133H148ZM192 132V133H191ZM114 133H115V135H114ZM129 133V132H128ZM183 133V134H182ZM191 133V134H190ZM181 134H182V136H181ZM133 135V136H132ZM175 135V136H174ZM187 135V136H188ZM150 138H149V137ZM180 136V137H179ZM132 137V138H131ZM136 137V138H135ZM137 137H138V139H137ZM120 137H118V138H115V139H119ZM177 138V139H176ZM180 138V139H179ZM149 139V140H148ZM168 140H169V142H168ZM177 140H179L180 142H178ZM133 141V142H132ZM170 141H171V143H170ZM130 143V144H131ZM141 143V144H140ZM168 143H170L169 145H168ZM180 143V145L178 146L177 144H179ZM172 144V145H171ZM174 144H176V145H174ZM1 175V174H0ZM2 175H5L4 173L2 174ZM4 177H6V176H4ZM30 177H32V176H30ZM29 177V175H28V177H27V175L26 176H24L23 178L24 179H29L30 178ZM1 180L3 179V177H1L0 178ZM5 179V178H4ZM4 179H3V181H4ZM6 179L8 180V178L6 177ZM31 179V178H30ZM0 180V181H1ZM2 181V182H3ZM2 182H0V183H2ZM5 182L6 181H4V183H2V185H0V188L3 190V188L4 187H6V188H4V190H5V193L8 195V193H9V187H10V184H9V181L8 182H6V184H8V186L9 187H7V185H4L5 184ZM82 185H79L78 187H76V189L75 188H73V191H71L70 193H67L68 195H67V199H66V201L67 202H65V204H67V203H72L73 205H70V204H68V208H69V210H72V209H74V208H78V206H81V203H83L84 204V202L86 203H88V204H86L88 207L90 206L89 205V202H95L94 204L93 203H91V206H90V208L92 207V205L93 206H95V204L97 205L96 207H94L95 208V211H94V208H92V211L90 212V208H87L86 207V205L84 204V208L81 206V209H79V211L80 210H82V212H84L83 210H85L86 212H84V213H82L81 211L79 212L78 211V209H74V210H72V212H71V214H70V212L68 213V218L70 219L71 217H72V213H73V218H71L70 220V222H71V224L69 225H65V222L64 221H60V220H58V221H60V222H58V224H56L57 222H56V219H54L53 220V218L55 217V218H58L56 215H55V213L54 212H56L57 210V207H56V205H55V208L53 207V205H52V207L51 206H49V207H51L52 209L50 210V209H48L49 207L46 205H43L41 208H38L39 210L36 212V208H35V206L33 207L32 205H30V207H29V205H28V208H27V204H23L24 206H21L22 204H18L19 205V207L22 209V207H23V209L24 210H22V212L24 213V214H21V216H18V215H20L19 213H17V212H20V211H18V209H15L16 211L14 212V211H12V209L13 208H15V207H12L13 205L15 206V204L14 203H11L10 202V204L12 205L11 207H10V205H9V203L7 202V200L6 199H8V197L7 196H5L6 194L4 193V192H2L1 190H0V195H1V193L2 194H5L4 196L6 197L5 198V200L3 199V198H1V199H3L4 201L3 202H5L6 201V203H3L2 202V200L0 201L1 202V204H0V209L2 208V209H4V210H0V226H1V229L3 228V230L6 228L7 229V227H9V222L13 219L12 217H14V216H16V219L19 221L18 223H17V220L14 218L11 222H10V225L12 224V222H14V224L13 225H17L18 226V229H16V230H13L12 228H13V225L10 227V229L9 230H12L11 232L7 229V231H6V229L4 230V232L5 233H3L2 235H1V231L3 232V230H0V256H2V253H3V251H2V248H3V250L5 249V247L7 248V246L6 245H8V243L10 242H8V240L10 239L9 237L11 236V241H16L17 239L16 238H20V236L19 235H24L26 232V234L25 235H27V234H29L28 236L31 238V236H32V238H31V240L33 239L34 240V238L33 237H35V238H38L37 240H39L40 238V240H42V241H37V240H34L36 243H34L35 245H38L39 244V242H40V245H39V247L38 246H36L35 248L37 249V247L38 248H41V247H43V249H45V248H47V246H50V244L52 243L51 242V236L52 237H54L53 239H54V243H53V246H54V254H53V257H54V259H56L55 261H53V263L52 264H54L56 261H58V262H56V264L58 263V264H66V262H67V264L69 263V264H71L70 262H72L73 260V262L74 263H72V264H84V263H86V264H95V260H96V263L98 264V258L100 257V255H98L99 253L102 255L103 254V256H106V257H110V259H108L107 258V263L108 264H115L116 263V261L115 262H113L115 259V257H114V255H113V253H114V250L115 249H119L120 247H125V245H126V247L128 246L127 244V242L129 241V239L128 240H126L125 241V237L127 238V236L126 235H124V230L122 231L121 229H123V224H119L117 221V208L115 207V206H113V203L112 202H110V201H106L105 199H107V198H104V197H106L107 195L106 194H108L106 191H103L102 193H101V191L102 190H97V191H99V194H98V192H95V195H94V193H92V192H94V191H96V190H88V189H83V188H85V187H83ZM211 187V188H210ZM216 187V186H215ZM214 186H209L208 188H206V190L204 191V194H203V197H202V200H204V201H206V202H209V200H210V197H213L212 195H214V194H217L216 196H220V197H222V194H223V191H224V187L223 188H221L220 186H218V188L216 187L215 188ZM9 188V189H8ZM80 188L83 190V192H82V190L80 191ZM212 188H213V191H212ZM222 189H223V191H222ZM7 190H8V192H7ZM87 190V191H86ZM215 190V191H214ZM216 190L218 191V192H216ZM77 193H75V192ZM82 193H80V192ZM90 191V192H89ZM73 192V193H72ZM78 192H79V194H81V195H79L78 194ZM86 192L88 193L89 192V194H86ZM105 192V194H103ZM221 192V193H220ZM75 193V195H76V197H75V195H72V194H74ZM83 193H85V194H83ZM94 195H92V194ZM101 193V194H100ZM128 194H127V196L129 195V197H127L128 198V200L127 201H129V203L128 202H126V204H124L125 205V207L123 206V208H124V212L128 215V216H132L133 215V213L135 212V210H136V208H137V205H135L136 204V202H134V207L132 206V201H134V199L135 198H133L134 197V191H131V192H127ZM132 193V194H131ZM213 193V194H212ZM73 196H71V195ZM212 194V195H211ZM96 195H99L98 197H100L99 199L100 200H98V197L96 196ZM101 195V196H100ZM104 195H106V196H104ZM132 195V196H131ZM202 195V194H201ZM78 196V197H77ZM94 197V198H92V197ZM103 196V197H102ZM208 196V197H207ZM3 197V196H2ZM74 198L73 199V201H72V198ZM104 198V200L105 201H103L102 200V198ZM189 197H190V194H189ZM79 198H80V200H79ZM87 200V201H85V199ZM88 198V199H87ZM208 198H209V200H208ZM70 199H71V201H70ZM93 201H92V200ZM8 200H10V199H8ZM76 200V201H75ZM82 200H84V202L82 201ZM98 200V201H97ZM108 200V199H107ZM132 200V201H131ZM70 201V202H69ZM78 201H79V203H78ZM130 201H131V203H130ZM106 202H107V204H106ZM23 203H26V202H23ZM103 203V204H102ZM2 204H3V207H2ZM4 204L5 205H7L8 204V206L10 207V212H12L11 213V215L10 216H12V214L13 213H17L18 215H15V214H13V216L11 217V218H9L10 216H9V212H7V215L9 216H7L6 214H2V212H5V211H8L9 209H7L6 210V206H4ZM75 204H77V205H75ZM82 204V205H83ZM107 205L106 207H105V205ZM129 204V205H128ZM131 204V205H130ZM73 206V207H71L70 208V206ZM100 205H102V207L100 208ZM32 206V207H31ZM74 206H76V207H74ZM103 206L105 207V211L102 209L103 208ZM127 206V207H126ZM132 206V207H131ZM129 207V208H128ZM25 208H27V209H25ZM32 208H34V209H32ZM86 208V209H85ZM107 208H110V209H108V210H106ZM125 208H126V210H125ZM128 208V209H127ZM133 208H135V210L133 209ZM28 209H30V212L28 211ZM45 209V210H44ZM87 209H89V214H90V216H89V214L87 213ZM165 209V210H164ZM14 210V209H13ZM27 210V211H26ZM99 210H101V212L99 213ZM110 210H111V212H110ZM2 211V212H1ZM33 213H32V212ZM43 211V212H42ZM51 213L50 211H52L53 212V214L52 215H50L49 213ZM113 211V212H112ZM25 212H26V214H28V215H30L29 213H32V215H30V216H28V215H25ZM40 212V213H39ZM47 212V213H46ZM77 212H79V213H82L81 214V216H78L79 214H77ZM93 212V213H92ZM108 212H110L111 214H113L114 213V215H113V218H115V219H110V215H109V213ZM129 212V213H128ZM168 212H169V214H168ZM170 212H172L173 213V215H172V213L170 214ZM6 213V212H5ZM43 213H45V214H43ZM98 214V215H96V214ZM162 215H160L161 217V222H163V227H164V229H166L165 231L167 232L166 233V235H164V236H166V237H164L165 239V241H167L169 238H170V236H171V234L172 233H169L167 230H168V228H170L169 229V231L171 232V225H172V227L174 228L175 227V225H176V223H174L175 221H176V218H175V216H174V210H172V209H170V208H163L162 209ZM36 214H39V217L41 218V221H39V218H38V216L36 215ZM56 214H57V212H56ZM92 214H94L95 216H96V218H95V216L93 215L92 216ZM99 214H101V215H99ZM105 214V215H104ZM125 214V215H126ZM4 215V216H3ZM6 215V216H5ZM23 215V216H22ZM41 215V216H40ZM45 215H47V216H45ZM58 215V214H57ZM83 215V216H82ZM108 220V221H104V219L103 218H101V217H103V216ZM107 215L109 216V217H107ZM126 215V216H127ZM167 215V216H166ZM32 216V217H31ZM34 216H35V218H34ZM86 216V219L84 218ZM101 216V217H100ZM166 216V217H165ZM2 217H3V219H2ZM5 217V218H4ZM21 217V219L19 220V218ZM22 217H23V219H22ZM44 217V218H43ZM50 217V218H49ZM97 217L99 218V220L97 219ZM169 217V218H168ZM24 218H25V220H24ZM46 218V219H45ZM95 218V219H94ZM6 219V220H5ZM9 219H11V220H9ZM34 221H33V220ZM35 219H37V221L35 220ZM68 219V220H69ZM73 219V220H72ZM82 219H84V222H83V220ZM170 219H171V222H169L170 221ZM174 219H175V221H174ZM3 220H5L6 221V224H5V221H4V223L3 224H5V226L4 225H2L1 223H2V221ZM28 220V221H27ZM47 220V221H46ZM76 220V221H75ZM81 220V222H79ZM111 220H113V222H111ZM119 220H121L122 222H123V218H119ZM166 220H167V222H169L168 224H169V227H167L166 226ZM169 220V221H168ZM23 223V226H21V222ZM27 221V222H26ZM30 221H33V222H30ZM36 221V224H33L34 222ZM43 221H46L45 222V224L43 223ZM51 221V222H50ZM52 221L54 222V223H52ZM86 221V222H85ZM88 221H89V223H88ZM91 221V222H90ZM93 221H94V223H93ZM98 221V222H97ZM101 221H103V222H101ZM117 223H116V222ZM174 221V222H173ZM38 222V223H37ZM40 222V223H39ZM42 222V223H41ZM64 222V223H63ZM72 222H73V224H72ZM107 224H106V223ZM25 223L27 224V225H29V228H28V226L26 227L25 226ZM111 223V224H110ZM112 223H114L113 225H112ZM116 223V224H115ZM20 226H19V225ZM56 224V226H54ZM60 224V225H59ZM64 224V225H63ZM67 224V223H66ZM80 224V225H79ZM82 224H84V225H82ZM91 224V225H90ZM93 224L95 225V226H93ZM120 225L122 228L120 229V226H118V225ZM165 224V225H164ZM167 224V225H168ZM175 224V225H174ZM30 225L32 226L31 227V229L32 230H28V229H30ZM77 225H79V227H77ZM86 225H88V226H86ZM102 225V226H101ZM114 225H116V226H114ZM35 226H36V228H35ZM39 226V228L37 229V227ZM47 226V227H46ZM50 226V227H49ZM60 226V227H59ZM66 226V227H65ZM73 226V227H72ZM84 226V227H83ZM113 226V227H112ZM5 227V228H4ZM21 227V228H20ZM26 228V231L24 230L25 228ZM33 227L36 229V230H34L33 229ZM44 227V228H43ZM58 227H59V229H58ZM63 227V230L62 229H60V228H62ZM68 227V229H66ZM74 227H75V230H74ZM84 228V229H81V228ZM93 229H92V228ZM102 228V229H100V228ZM103 227H104V229H103ZM110 227V228H109ZM117 227H119V230L117 229ZM16 227H14V229H15ZM23 228V229H22ZM76 228H77V230H76ZM79 228V229H78ZM115 228V229H114ZM20 229H22V230H20ZM39 229H40V231H41V233H43V232H46V233H43V234H41L40 233V231H39ZM70 229H73L74 231H76V234L74 233V231H72V230H70ZM81 229V230H80ZM88 229V232H86V230ZM111 229H113V231L111 230ZM48 230H49V232H48ZM54 232V231H56V235L58 234V236L56 237V235H52V231ZM58 230H62L63 231V233L61 234V233H58L59 231ZM68 232V234L69 233H71V235L72 236H70L69 235V237L68 236H65V235H68L67 233H65L66 231ZM94 230V231H93ZM99 230V231H98ZM109 230H111L110 231V233L111 234H113L112 236L113 237H115V239L116 240H113L114 241V243L112 242V241H110V240H112V239H110V236H111V234L108 232ZM114 230L116 231V233L118 234H115L114 235ZM13 231L16 233V237H15V233H13ZM22 231H24V234H22ZM35 231V232H34ZM89 231L91 232V233H89ZM118 231V232H117ZM33 232H34V234H33ZM123 232V233H122ZM155 233V231H153V229H150V231H149V233H147V234H149L148 236H150L149 238V240H151L150 241V245H149V241L147 240L148 239V236H147V238H145V239H143V242H144V244L146 245V247H149L150 249H151V247H152V251H154L153 253H154V259H155V261H156V263H158V264H161V263H163L164 262V259H165V256H164V251H163V249H162V247H161V245L160 244H157L155 241H154V233ZM8 233V234H7ZM12 235H11V234ZM19 233V234H18ZM40 233V234H39ZM78 233H81V234H78ZM10 234V235H9ZM18 234V235H17ZM46 234V235H45ZM65 234V235H64ZM85 234H88V235H85ZM89 234H91V235H89ZM110 236H109V235ZM6 235H7V237H6ZM9 235V236H8ZM31 235V236H30ZM34 235H36V236H34ZM43 235V236H42ZM60 235V236H59ZM81 237H80V236ZM83 235V236H82ZM104 235H105V237H104ZM108 235V236H107ZM123 235V236H122ZM153 235V236H152ZM3 236H4V238H3ZM13 236V237H12ZM39 236V237H38ZM77 236V237H76ZM91 236V237H90ZM117 236V237H116ZM15 237V238H14ZM48 237V238H47ZM64 237V238H63ZM67 237V238H66ZM84 237V238H83ZM86 237V238H85ZM89 237L91 238V239H89ZM122 240H120L119 238ZM7 238H9L8 240H6ZM15 239V240H13V239ZM18 238V240L20 241V244H19V241H16L17 243H18V245H21L22 246V244L21 243H23V239H22V237L19 239ZM58 238V239H57ZM77 238V239H76ZM82 238V239H81ZM88 238V239H87ZM109 238V239H108ZM22 239V240H21ZM49 239V240H48ZM63 239H65V240H63ZM76 240L74 243H72V240ZM80 239V240H79ZM83 239H85V241L83 240ZM87 239V240H86ZM95 240V241H100L99 243H98V245L100 246V244L102 245V246H97V242H95V241H93V240ZM104 239V240H103ZM2 240H4V242H2L1 243V241ZM32 240V242H34ZM49 242H48V241ZM73 240V241H74ZM79 240V241H78ZM81 240H83L84 242L81 244L80 243V241ZM91 240H92V244H91ZM118 240V242H116ZM5 241H6V245H5V247H4V243H5ZM61 242L60 243V247L58 246L59 244H58V242ZM108 241H110L109 243H108ZM146 241H147V243L148 244H146ZM64 242H66V243H64ZM82 242V241H81ZM88 242H89V244H88ZM120 242H122L123 244L124 243H126V244H124V246H123V244H121ZM153 242V243H152ZM154 242H155V245H154ZM12 243V242H11ZM11 243H9V244H11ZM49 243V244H48ZM56 243H57V245H56ZM80 243V244H79ZM85 243V244H84ZM94 243V244H93ZM112 243H113V245H112ZM116 243V244H115ZM120 243V245H118ZM63 244V246H62V248H61V245ZM74 244V245H73ZM87 244L89 245V246H87ZM17 245V246H18ZM68 245V247H66ZM70 245V246H69ZM85 245V246H84ZM122 245V246H121ZM131 245V243L129 242V246ZM16 246V248L14 249V251L16 250V249H18V247ZM21 246H19V249L18 250H21V251H16V253H18V255H16V256H14L13 257V255L14 254H16L15 252H12V254L13 255H10V257L12 256L13 258H10V262H12V264H13V261L14 260H12V259H15L16 257L18 258L19 256H21V254L23 255V253H25V250H23L22 248H24V247H22V248H20ZM44 246H46V247H44ZM82 248H81V247ZM87 246V247H86ZM93 246H96L95 247V249H96V251L98 250L99 251V253H97L96 251H95V249H94V247ZM116 248H115V247ZM155 246V247H154ZM59 247V248H58ZM69 248L70 247V250L68 251V250H66V248ZM98 247V248H97ZM105 247H106V249H105ZM160 247V250H162L163 252L161 253V255L163 256H161L162 257V259H160L159 258V253H160V250L158 249ZM87 248V249H86ZM93 248V249H92ZM102 248H104L106 251H105V254H107V255H105L104 254V252L103 251H101L102 250ZM115 248V249H114ZM121 248V249H122ZM156 248V249H155ZM42 249V248H41ZM61 249V250H60ZM86 251H85V250ZM91 249V250H90ZM101 249V250H100ZM103 249V250H104ZM55 250H57V252L55 251ZM88 250L89 251H93L92 253H93V255H92V253L91 252H88ZM111 250H113V251H111ZM62 251V252H61ZM82 251L85 253V254H82ZM159 251V252H158ZM22 252V253H21ZM60 252V253H59ZM66 254H65V253ZM86 252H88V253H86ZM103 252V253H102ZM21 253V254H20ZM55 253L57 254V253H59V255L57 254V255H55ZM65 254V255H64ZM69 254L71 255L72 254V258H69ZM89 256H88V255ZM74 255V256H73ZM79 256V258H77L78 256ZM85 255H87V256H85ZM60 256H62L61 258H60ZM66 256V257H65ZM95 256H98V257H96L95 258ZM111 256L113 257V259L111 258ZM37 257H39L38 255H36V257H34L35 259L37 258ZM83 257V258H82ZM85 257V258H84ZM92 257V258H91ZM95 259H94V258ZM57 258H58V260H57ZM60 258V259H59ZM63 258V259H62ZM82 258V259H81ZM86 258H88V259H86ZM39 258H37L36 259V261H35V263H33L34 262V259L32 260V264H36V263H38V264H43V261L44 260H42V257L38 260ZM64 259H65V263H63L64 262ZM69 259H72V260H70L69 261ZM158 259V260H157ZM39 262H38V261ZM60 260H62L63 262L61 263L60 262ZM80 260V261H79ZM85 261L84 263H80V262H83V261ZM86 260H88V261H86ZM92 260V261H91ZM111 260H113V261H111ZM162 260V261H161ZM79 261V262H78ZM91 261V262H90ZM161 261V262H160ZM9 261H8V264H11ZM41 262V263H40ZM45 263H46V261H44ZM60 262V263H59ZM15 263V262H14Z\"/></svg>",
    "mask_w": 264,
    "mask_h": 264
}]
</instances>
